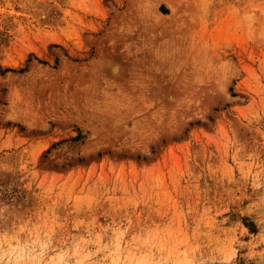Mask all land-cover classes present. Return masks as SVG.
Returning a JSON list of instances; mask_svg holds the SVG:
<instances>
[{
	"label": "rangeland",
	"instance_id": "1",
	"mask_svg": "<svg viewBox=\"0 0 264 264\" xmlns=\"http://www.w3.org/2000/svg\"><path fill=\"white\" fill-rule=\"evenodd\" d=\"M0 264H264V0H0Z\"/></svg>",
	"mask_w": 264,
	"mask_h": 264
}]
</instances>
